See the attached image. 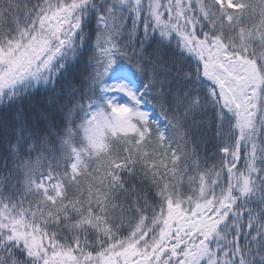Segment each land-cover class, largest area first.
Listing matches in <instances>:
<instances>
[{"label": "snow or ice", "instance_id": "snow-or-ice-1", "mask_svg": "<svg viewBox=\"0 0 264 264\" xmlns=\"http://www.w3.org/2000/svg\"><path fill=\"white\" fill-rule=\"evenodd\" d=\"M0 264H264V0H0Z\"/></svg>", "mask_w": 264, "mask_h": 264}]
</instances>
